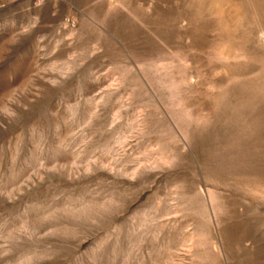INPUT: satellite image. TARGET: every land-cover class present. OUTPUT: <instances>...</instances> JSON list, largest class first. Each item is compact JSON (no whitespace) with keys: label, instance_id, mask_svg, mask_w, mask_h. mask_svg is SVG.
Listing matches in <instances>:
<instances>
[{"label":"rangeland","instance_id":"1","mask_svg":"<svg viewBox=\"0 0 264 264\" xmlns=\"http://www.w3.org/2000/svg\"><path fill=\"white\" fill-rule=\"evenodd\" d=\"M0 264H264V0H0Z\"/></svg>","mask_w":264,"mask_h":264}]
</instances>
